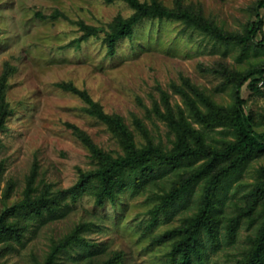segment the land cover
Returning <instances> with one entry per match:
<instances>
[{
    "label": "rangeland",
    "instance_id": "374dc122",
    "mask_svg": "<svg viewBox=\"0 0 264 264\" xmlns=\"http://www.w3.org/2000/svg\"><path fill=\"white\" fill-rule=\"evenodd\" d=\"M157 1L225 33L244 36L253 23L258 31L251 42L226 43L183 19L143 17L110 53L104 37L116 18L134 12L124 0H0V76L7 70L11 113L0 129V218L5 214L11 229L0 235V264H43L51 253L53 264H175L172 249L199 213L207 179L229 163L214 161L211 150L236 138L229 122L215 124L207 115L213 108L231 112L235 78L264 63V0ZM62 84L119 116L136 148L158 146L163 157L136 174L119 172L114 196L97 200L94 172L123 155V143ZM240 95L261 133L264 77L246 80ZM166 100L168 121L157 112L167 111ZM178 122L200 132L203 146L188 137L190 147L210 153L169 162ZM82 133L101 154L90 151ZM200 168L207 174L160 208L163 196ZM222 177L212 199L214 234L202 229L201 259L194 255L191 264H242L264 224V150Z\"/></svg>",
    "mask_w": 264,
    "mask_h": 264
},
{
    "label": "trees",
    "instance_id": "16d2710c",
    "mask_svg": "<svg viewBox=\"0 0 264 264\" xmlns=\"http://www.w3.org/2000/svg\"><path fill=\"white\" fill-rule=\"evenodd\" d=\"M112 1V0H107ZM133 9L134 12L131 16L127 18H116L114 22L113 29L104 37V41L107 43L108 50L110 53L114 52L115 45L118 39L130 36L132 34L133 26L143 17H157V18H178L183 19L189 25H192L202 31L207 32L214 39L229 43L234 40H242L251 42L258 31L257 24L253 23L250 30L246 35L240 36L233 33H225L224 31L218 29L217 27L205 22L201 16L195 15L183 9L169 10L164 7L157 0H152L151 2H140L139 0H124ZM260 6H264V1L259 2ZM82 29L86 30L87 34H95L96 28L82 25ZM264 48V39L259 43ZM259 75L264 77V63L261 66L253 67L248 70L245 74L235 78V90L234 98L235 103L232 111L229 113H221L219 108H213L212 112L207 115L208 121L215 124H226L229 122L231 127L235 132V140L225 144L222 150L215 151L211 150L212 159L214 161L219 160H229V163L224 166L219 173L210 176L207 179L206 186L204 188L202 205L199 213L189 222L185 229V235L178 241V243L172 249V255L176 260L175 264H191V257L196 255L200 260L199 256L201 249L199 245V235L204 229L207 234L213 235L214 224L212 215V199L214 197L215 189L222 180V175L229 172L230 170L236 171L246 160L253 156L260 154L264 150V129L261 133L256 132L252 129L251 119L249 116L244 114L243 103L244 99L241 98L240 91L241 87L244 85L246 80L249 78ZM7 80V70L0 76V129L3 128L6 118L11 114L10 110L7 109L5 103V83ZM64 89L79 95L86 103V111L92 115L97 116L101 120L109 123L110 127L116 131L122 140L124 147V154L120 155L114 159L104 162L102 168L94 172V177H96L100 182V190L96 192V198L102 201L103 198H112L114 196V189L120 182L117 174L122 172L126 168H129L131 172L135 174L137 171H143L149 168V161L154 158L161 159L163 157L160 154V148L158 146L148 145L144 148H136L133 140L132 134L123 124L119 116L109 115L104 112L101 105L88 95L84 90H79L71 84H62ZM164 99L165 95L163 94ZM166 102V112H157L168 121V104ZM188 103L192 110L198 114V110L195 104L188 98ZM200 114V113H199ZM202 119H205L203 115H199ZM180 129L177 130V150L176 153L172 154L169 162H177L183 158L189 157L193 154L199 152L201 154L210 153L209 150L193 149L190 147L188 137H192L197 147L203 146L200 132L196 129L191 128L188 124H182L178 122ZM80 138L85 143V145L90 149V151L96 155L101 154L99 149L95 144L87 137L85 134H80ZM166 158V157H164ZM207 169V168H206ZM205 168H200L195 172L188 174L187 178L184 179L180 184H178L174 189L168 192L167 195L163 196L160 208L164 209L169 206L174 200H176L182 192L188 188V186L198 180L200 176L207 174ZM31 207L36 208L38 211L39 203H33L28 201L27 203ZM4 216L0 218V235L3 232L11 231L4 225ZM12 228V227H11ZM57 250V249H56ZM55 250V251H56ZM55 253L47 258L43 264H53V258ZM242 264H264V224L261 227L259 233L254 240V246L250 251H248L246 257L243 259Z\"/></svg>",
    "mask_w": 264,
    "mask_h": 264
}]
</instances>
